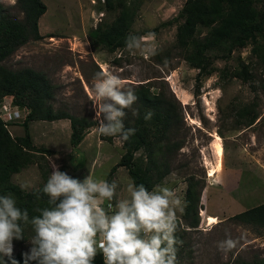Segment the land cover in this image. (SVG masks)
<instances>
[{
	"label": "rangeland",
	"instance_id": "rangeland-1",
	"mask_svg": "<svg viewBox=\"0 0 264 264\" xmlns=\"http://www.w3.org/2000/svg\"><path fill=\"white\" fill-rule=\"evenodd\" d=\"M185 1L139 0L132 32L142 38L144 50L130 53L124 48L109 53L100 46H93L89 37L100 21H110L115 16L105 11L104 0H43L47 9L39 26L45 37L20 46L4 64L11 69L30 67L44 72L55 85L54 108L96 121L77 146L70 142L69 119L33 121L29 131L33 144L52 153L39 159L43 171L48 170L50 176L55 163L60 171L81 181L87 175L95 180L115 181L118 187L113 204L127 197V186L132 180L123 166L109 173L124 149L118 138L102 136L97 131L99 119L90 100L95 73L111 71L120 76L126 88L150 81L152 90L161 89L167 96L173 94L182 107L184 124L176 139L183 141V146L170 157L169 173L158 185L173 190L181 200L177 217L183 211L189 176L199 181L200 189L199 224L185 235L184 249L177 255L178 264L248 261L264 255V229L259 233L231 217L264 202V65H257L251 57L250 46L242 48L226 61H215V65L230 70L237 65L240 56L254 63L253 80L243 82L214 72L202 80L199 94L195 95L197 70L183 60L174 46V19ZM0 2L13 6L10 10L21 17L14 5L16 0ZM48 34L53 36L48 37ZM150 49L156 50L154 55L150 54ZM4 100L5 103L11 101L10 98ZM249 103L255 105L259 116L254 124L246 127L238 123L236 112ZM22 119L9 127L13 136L23 135ZM216 134L221 138V158L215 148ZM141 156V151L136 153L137 158ZM218 160L222 167L214 176H209V168ZM11 179L20 187L26 185L25 191L43 183L37 164L28 165ZM206 213L214 215L218 221L206 225ZM226 234L238 243L225 254L218 250L217 242L224 240ZM21 249H27V244L20 245L14 239L13 253Z\"/></svg>",
	"mask_w": 264,
	"mask_h": 264
},
{
	"label": "trees",
	"instance_id": "trees-1",
	"mask_svg": "<svg viewBox=\"0 0 264 264\" xmlns=\"http://www.w3.org/2000/svg\"><path fill=\"white\" fill-rule=\"evenodd\" d=\"M14 5L21 17L10 10L13 6L0 2V104L5 98H10L12 105L21 110L27 109V114L22 119L24 132L21 136H13L0 119V195L11 194L16 206L21 210L27 209L31 218L39 215L35 209L48 206V197L40 190L49 177V171H43L44 166H41L39 159L52 153L33 144L29 124L33 121L69 119L70 142L77 146L87 129L94 126L96 121L54 108L55 85L44 72L30 67L11 69L4 64L20 46L45 37L38 27L40 17L47 9L43 0H16ZM139 6V0H104L105 11L115 13V16L110 21H100L90 31L92 45L100 46L109 53L126 48L125 38L130 34L138 36L132 32V25ZM174 22V46L183 60L197 70L193 90L195 95L199 94L202 80L214 72H218L220 77L229 75L243 82L252 81L254 63L246 62L240 56L237 57V65L230 70L225 67L219 69L215 65V61H226L242 48L250 46L251 57L257 65H264V0H186ZM116 62L120 60L116 59ZM152 87L150 81L131 87L138 97L132 108L137 109L139 115L133 116L132 109H126L124 124L136 131L122 142L124 153L109 172L112 174L119 166H123L128 170L132 183L143 184L150 191L162 183L169 173L170 157L183 146V141L177 140L176 134L184 124L181 104L173 94L167 96L161 89L156 91ZM149 111L152 116L145 120L144 116ZM236 116L239 124L249 127L259 114L255 105L249 103L238 108ZM139 151L142 156L137 158L136 153ZM31 164L39 166L43 183L36 189L25 191L11 178ZM199 202V181L189 176L184 191L183 211L177 217L175 235L182 241V244L177 245V255L184 249L185 235L199 224ZM231 218L261 233L264 229V202ZM21 227L23 238L17 241L20 245L27 244V249L12 253L11 258L0 255V264H12L13 259L17 264H24L23 254L30 250L29 240L34 232L30 225L23 222ZM29 264L37 262L29 261ZM94 264H103L102 254L96 256ZM222 264H264V255L248 261L234 259L233 262Z\"/></svg>",
	"mask_w": 264,
	"mask_h": 264
},
{
	"label": "clouds",
	"instance_id": "clouds-1",
	"mask_svg": "<svg viewBox=\"0 0 264 264\" xmlns=\"http://www.w3.org/2000/svg\"><path fill=\"white\" fill-rule=\"evenodd\" d=\"M125 46L130 53L144 50L142 38L131 34L125 38ZM149 51L154 55L156 50ZM137 99L119 75L96 72L90 100L99 119L98 133L121 142L134 135L135 128L126 127L124 119L126 109L139 115L132 108ZM11 106L12 110L16 107ZM151 116L149 111L144 119ZM19 118L8 123L0 119L9 130ZM52 169L40 190L48 197V206L35 209L39 215L29 218L27 209L17 207L11 194L0 195V255L12 257L13 240L23 238V222L34 232L31 248L23 254L24 264H94L98 254H102L103 264H177V245L182 241L175 233L181 200L173 190L157 185L150 191L143 184L129 183L127 197L113 204L118 187L115 181L95 180L89 175L81 181L60 171L55 163ZM237 243L226 234L217 248L226 254ZM12 264L17 261L13 259Z\"/></svg>",
	"mask_w": 264,
	"mask_h": 264
},
{
	"label": "built area",
	"instance_id": "built-area-1",
	"mask_svg": "<svg viewBox=\"0 0 264 264\" xmlns=\"http://www.w3.org/2000/svg\"><path fill=\"white\" fill-rule=\"evenodd\" d=\"M23 114H21L20 110H18L16 107L12 110V106L10 102L5 103L3 101L0 104V118L5 122L8 123L16 118H19L21 116H24L27 112L26 109L22 110Z\"/></svg>",
	"mask_w": 264,
	"mask_h": 264
},
{
	"label": "bare ground",
	"instance_id": "bare-ground-1",
	"mask_svg": "<svg viewBox=\"0 0 264 264\" xmlns=\"http://www.w3.org/2000/svg\"><path fill=\"white\" fill-rule=\"evenodd\" d=\"M215 138H216V144H215V148H216V152H217V155L219 158L222 157V146L220 144V137L216 134L215 135ZM222 167V163H221V160H218V162L209 168V176H214L215 172L220 169ZM218 221V219L215 217V216H211V215H207L205 216V223L206 225H212L214 223H216Z\"/></svg>",
	"mask_w": 264,
	"mask_h": 264
},
{
	"label": "crops",
	"instance_id": "crops-1",
	"mask_svg": "<svg viewBox=\"0 0 264 264\" xmlns=\"http://www.w3.org/2000/svg\"><path fill=\"white\" fill-rule=\"evenodd\" d=\"M41 18H42V17H40V19H39V21H38V26H39V23H40V21H41ZM39 31H41V30H40V26H39ZM207 215H210V214L206 213L205 216H207ZM211 216H214V215H211Z\"/></svg>",
	"mask_w": 264,
	"mask_h": 264
}]
</instances>
